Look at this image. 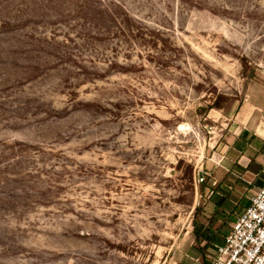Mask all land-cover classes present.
<instances>
[{"label":"rangeland","instance_id":"rangeland-1","mask_svg":"<svg viewBox=\"0 0 264 264\" xmlns=\"http://www.w3.org/2000/svg\"><path fill=\"white\" fill-rule=\"evenodd\" d=\"M263 180L264 0H0V264H196Z\"/></svg>","mask_w":264,"mask_h":264},{"label":"built area","instance_id":"built-area-1","mask_svg":"<svg viewBox=\"0 0 264 264\" xmlns=\"http://www.w3.org/2000/svg\"><path fill=\"white\" fill-rule=\"evenodd\" d=\"M195 262L264 264V182L249 199V205L235 217L223 241Z\"/></svg>","mask_w":264,"mask_h":264},{"label":"trees","instance_id":"trees-1","mask_svg":"<svg viewBox=\"0 0 264 264\" xmlns=\"http://www.w3.org/2000/svg\"><path fill=\"white\" fill-rule=\"evenodd\" d=\"M261 172H262V171H261ZM263 182H264V180L262 181V184H263ZM246 206H247V205H246ZM246 206H245V207H246ZM197 236H198V237H204L205 239H209V240L211 239L210 236H208V234H202V235L200 236V234L198 233ZM222 241H223V240H222Z\"/></svg>","mask_w":264,"mask_h":264}]
</instances>
